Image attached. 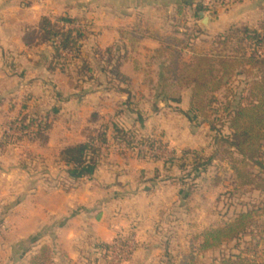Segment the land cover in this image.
Instances as JSON below:
<instances>
[{
    "label": "crops",
    "instance_id": "0c3cea01",
    "mask_svg": "<svg viewBox=\"0 0 264 264\" xmlns=\"http://www.w3.org/2000/svg\"><path fill=\"white\" fill-rule=\"evenodd\" d=\"M198 4L199 0H0V217H6V205L13 203L9 207V216L15 218L11 230L23 233L15 244L8 246L0 241V264H19L13 250L46 229L50 230L52 240L56 239V245L58 243L73 259L79 254V243L84 235L107 244L117 233L131 228L143 246L145 235L158 232L160 226L181 215V201L185 199L183 185L177 176L163 175L166 170L175 173V165L138 161L134 156L114 161L107 155L76 189L55 187L48 180H39L28 188L22 167L6 157L7 144L2 141L6 128L2 126L18 119L12 110L22 99L40 108L44 106L46 118L63 121L62 127L52 124L54 131L61 128L75 134L74 127L79 128V124L88 119L96 122L95 128L89 129H96L109 115L108 120L112 118L116 126L120 121H131L134 135L139 137L143 125L138 131L133 121L139 116L140 121H145L143 112L139 110L137 117L129 108L136 101V105L144 109L142 91L146 84L142 79L146 63L157 66L153 58L160 53L165 56L163 49L167 41L183 42L184 52L191 54L189 48L193 49L209 35L219 34L239 23L251 26L264 21V0H236L230 9L212 17L206 13L203 17V12H198ZM206 17L208 21L203 24ZM44 20L64 30H80L85 34L80 57L72 59L71 64L79 60L96 62L102 52L119 55L116 70L125 80L122 95L109 93L106 84L97 81L98 75L91 80H79L74 74L75 68L74 71L69 68L73 74L61 70L55 62L57 57L51 43H41L34 37L27 45L26 34L37 32ZM75 24L82 29L72 28ZM88 71L100 72L93 65ZM117 96L121 97L115 100ZM190 96L189 91L182 93L175 112L148 115L149 121L144 124L147 129L142 131L145 135L142 136H153L159 131L176 153L198 149L201 140L187 117ZM107 102L110 107L114 104L113 112H106ZM150 123L158 128L150 130ZM86 131L79 130L76 135L79 142L67 140L60 146L84 143ZM102 137L107 140L108 134ZM11 172L18 175L19 180H14L7 191L5 179ZM6 223V219L0 222V233L5 232Z\"/></svg>",
    "mask_w": 264,
    "mask_h": 264
},
{
    "label": "rangeland",
    "instance_id": "374dc122",
    "mask_svg": "<svg viewBox=\"0 0 264 264\" xmlns=\"http://www.w3.org/2000/svg\"><path fill=\"white\" fill-rule=\"evenodd\" d=\"M227 1H229L228 4L224 6L219 4L218 0H203V7L206 8L205 12L202 13L203 17L205 13L207 16H217L221 11H227L236 3V0ZM260 23L247 27L255 30L259 27ZM245 26L239 23L219 34L207 36L204 40H200L198 45L193 49L189 48L191 49V54L184 52L183 49H186L184 44L182 46V44L178 45L177 41H167L166 44L168 45L166 46L168 48L163 49L165 56L159 57L156 54L153 58L157 66L147 65L146 63L147 69L142 79L146 84V89L142 91V100L145 102L143 105L144 109H140V105H136V101L132 102L129 108L135 112L134 114L137 117L140 114L139 110L143 112L142 116H144L145 121H140L141 116L135 117L136 119L133 121V123L138 125V131L140 130L139 127L143 125V129L140 131L143 136H145L143 132L147 129V125L144 126V124H147L149 121L148 115L160 112L162 115L175 112L179 108L180 104L166 102L163 101V98L158 99L156 97L161 91L160 76L163 72L162 65L171 66L175 57L174 50L181 53L176 58L181 67L184 63H191L199 55L209 54L213 56L236 57L242 55L244 52L251 55L252 52L255 53L252 48L254 46L252 42L246 39V35L244 34ZM219 36H223L224 39L226 38V41H222L223 39L220 41ZM260 52L262 55H260ZM102 53L101 56L97 57L96 62L86 63V61L81 62L79 60L71 64L72 60H63L62 57H60L61 59L59 58L60 60L56 58L55 62L60 65L61 70L66 69L71 73V70L73 69L74 71L75 68L74 74L80 78L79 80H84V78L91 80V78L98 75L97 81H103L109 93H120L119 95H122L121 86L122 84L124 85L125 80L123 77L120 78L116 70L120 62L119 55L112 56L109 51ZM255 54L264 56V47L258 48ZM92 65L95 66L96 70L99 68L100 72L98 74L95 73L96 71L94 73L88 71V67ZM108 70H112L113 74L108 72ZM257 73L256 71L251 73L250 79L258 76ZM246 80L247 77L244 75L235 77L232 81L234 92H229V89L226 88L216 93L217 103L212 104L211 108L207 106L203 113H199L197 119L193 121L189 119L191 127L197 130L198 138L201 140L200 146L198 149H186L179 153L169 148L170 143L167 144L163 140L159 131L157 134H152L153 136L143 137L138 134L139 137H137L134 135V127L132 128L133 124L131 121H120L119 125L116 126L111 117L108 120L109 115L100 122L99 127L96 129H89L90 127L95 128L93 126L96 122L94 120L89 122L88 119V122L86 120L84 123L79 124V128L74 127L77 130L75 134L65 132V129L61 128L58 131H54L52 124L56 123L57 126L62 127L63 121H52L51 118H46L44 106L40 108L37 104H30L20 99V102L15 106L16 108L12 110L13 116L18 117L14 121L29 123L32 119L38 118L37 116L41 115L42 118L39 117L37 119L36 125L44 121L42 130L44 136L48 138L47 142L41 138H37V140L32 142L30 141L31 138L27 137L28 132L19 130L17 124H13L14 121L10 123L6 122L2 126V128H6L5 135L2 136V141L7 144L4 149L6 157L14 160L18 167H22L25 173L23 180L28 182V188L32 183H38L39 180H48L55 187L65 190L76 189L82 179L73 180L68 175L69 168L60 161V152L64 149L60 145H64L61 142L67 140L73 143L79 142L76 135L83 128L85 133L88 130L87 139L84 143L94 142L96 147L102 149L100 160L108 157L107 155L114 161L134 156L133 159H137L138 161L144 159L148 160L149 163H161V165L165 164L168 167H171L172 164L175 165V173L172 170H166L163 175L169 178L177 176L176 178L183 185L182 196L185 199L181 201V215L177 214V216H174L176 217L174 219L175 222H167V224L160 226L158 232L145 235L147 238L143 243L145 247L141 246L142 242L138 240V234L131 228L121 229L122 231H119L120 233H117L110 243L107 244L94 241L89 235H84L82 242L79 243V254L72 259L62 247L60 248L58 243L56 245V239L52 240L50 230L46 229L45 231H41L40 234L38 233L24 240L21 245L13 250L18 263L32 264L34 258L40 254L43 248L49 250L46 256L49 255L50 260L47 262L50 264H219L223 258L233 257L235 259L236 256L242 254L252 264L259 263L261 255L264 252V243L261 244L257 253L244 251L249 247V242L254 240L252 239L253 237L244 238L217 251L206 253L200 251L205 233L233 221L242 212L260 210L256 221L259 224L264 223V192L255 189L257 185L264 186V171L255 167L252 163L243 160L234 149L223 145L220 140L224 136L229 135L230 132L227 128H221L222 131H212L211 128V123L215 122L216 118L219 119L223 116L221 110L226 102V98L229 97L231 100L234 95L241 94ZM74 83L72 82V84ZM186 91L191 93L184 86L168 90L169 94L176 98H180L182 93ZM120 97H115V100ZM107 104L108 108H106V112H113L114 104L111 107L109 106V102ZM214 109L221 110L218 114H214ZM46 126H48L47 129L45 128ZM157 126H153L152 123L148 125L150 130L152 128L157 129ZM216 126L219 130L220 125ZM34 129L36 128H32V130ZM103 134H108L106 142L102 141ZM202 142L203 145H201ZM191 153L200 156L201 163H205L210 159H212V163L205 170H196L194 169L195 154ZM8 175L5 179L7 191L12 188L10 185L14 180H17V182L19 180L18 175L12 172ZM248 175L253 177V185L244 184L248 179ZM10 204L13 203H8L6 205L7 210L6 212L4 211L6 217L4 218L3 215L0 217L1 223L5 219L7 220L5 232L1 231L0 233V241H5L8 246L15 244L14 242L18 240V236L23 234L15 232L14 229L11 230L15 218L9 216L11 215L9 214ZM59 222L63 223L62 221ZM254 241L257 242L258 238ZM102 244L109 246V248L99 247ZM241 251L245 253L240 254ZM141 252L144 253L140 255Z\"/></svg>",
    "mask_w": 264,
    "mask_h": 264
},
{
    "label": "trees",
    "instance_id": "16d2710c",
    "mask_svg": "<svg viewBox=\"0 0 264 264\" xmlns=\"http://www.w3.org/2000/svg\"><path fill=\"white\" fill-rule=\"evenodd\" d=\"M205 10L203 0H199L198 12H205ZM66 22L70 21L66 20ZM244 34L246 39L253 43L254 47L252 48L255 53L258 48L264 47V21L255 30L245 26ZM34 37H37L41 43H51L57 59L60 60V49L74 53L76 58L80 57L81 42L84 40L85 34L80 30H64L52 25L50 21L44 20L37 32L29 31L26 34L25 43L30 45ZM188 39H191V37H188ZM221 39L226 41V38L219 36L220 41ZM56 40L60 42V49L55 46ZM177 44L181 45L183 42H177ZM165 48H168V46ZM255 53L252 52L251 55H248L244 52L236 57L199 55L191 63H184L181 67L176 59L179 52L174 50L175 57L171 66L163 65V72L160 76L161 91L156 97L158 99L163 98V101L166 102L180 104L181 97L171 96L168 90L179 88V86L188 88L191 91V96L187 117L193 121L198 118L199 113L205 111L207 106L211 108L212 104L217 103L216 93L226 88L229 89V92H234L232 89L233 79L237 76H246L247 80L244 83L245 87L242 93L234 95L231 100L229 97L226 98L222 110L220 109L223 116L219 119L216 118L215 122L211 123V128L212 131H222L221 128H227L230 133L220 140L223 145L234 149L243 160L264 171V56H258ZM159 56L162 57V54L160 53ZM254 71L258 72V76L250 79V75ZM108 72L113 74L112 70H108ZM220 110L214 109L213 113L218 114ZM37 119L34 118L29 123L14 121L13 124H17L19 130L27 131V137L31 138L30 141L34 142L37 138H41L47 142L48 138L44 136L42 130L44 121L36 125ZM216 125H220L219 130ZM32 128L36 129L32 130ZM45 128L47 129L48 126ZM102 141L106 142V139L103 138ZM101 154L102 149L96 147L94 142L80 143L62 149L60 161L69 168L67 173L71 179L80 180L94 173ZM211 163L212 159L201 163V157L194 155V169L196 170H205ZM244 184L253 185V177L248 175V179ZM255 189L264 192V186L262 185L255 186ZM259 211L248 210L242 212L233 221L205 233L200 251L203 253L217 251L244 238L253 237L254 240L258 238V241L252 240L249 242V247L244 251L257 253L261 244L264 243V223L259 224L256 221ZM99 247L109 248L105 244ZM48 251L47 248H43L40 254L34 258L32 264H50L47 262L50 257L49 255L46 256L49 253ZM244 251H241L240 254ZM242 255L236 256L235 259L233 257L223 258L219 264H252ZM256 264H264V252L261 255L260 262Z\"/></svg>",
    "mask_w": 264,
    "mask_h": 264
},
{
    "label": "built area",
    "instance_id": "2783aa9c",
    "mask_svg": "<svg viewBox=\"0 0 264 264\" xmlns=\"http://www.w3.org/2000/svg\"><path fill=\"white\" fill-rule=\"evenodd\" d=\"M228 2H229V1H227V0H218V3H219V4H222V5H224V6L227 5ZM71 27L74 28V29H75V28H76V29H82V26H81V25H78V24L72 25ZM55 46H56L57 48L60 49V42H59V40H56V42H55ZM59 54H60V56H61L63 59H67V61H70V60L76 58V55H75L74 53H72V52H70V51H65V50H62V49H60ZM260 55H262L261 52H260Z\"/></svg>",
    "mask_w": 264,
    "mask_h": 264
},
{
    "label": "water",
    "instance_id": "95a60500",
    "mask_svg": "<svg viewBox=\"0 0 264 264\" xmlns=\"http://www.w3.org/2000/svg\"><path fill=\"white\" fill-rule=\"evenodd\" d=\"M207 21H208V18L206 17V18L204 19L203 24H206Z\"/></svg>",
    "mask_w": 264,
    "mask_h": 264
}]
</instances>
